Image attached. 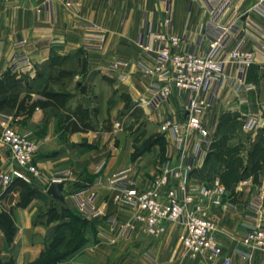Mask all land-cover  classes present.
Instances as JSON below:
<instances>
[{
  "label": "crops",
  "instance_id": "obj_1",
  "mask_svg": "<svg viewBox=\"0 0 264 264\" xmlns=\"http://www.w3.org/2000/svg\"><path fill=\"white\" fill-rule=\"evenodd\" d=\"M167 2L169 26L163 25ZM249 18L262 24L255 11ZM206 22V9L199 0H0V78L15 54L26 53L32 64L30 72L9 71L20 81L18 98L5 104L0 113L10 114L12 126L37 142L33 162L39 176L31 187L43 193L24 205L19 203L21 189L17 185L0 194V211L7 213L16 227L10 241L0 231L3 262L37 261L56 229L69 222L67 217L51 218L49 206H66L75 213V190L91 186L105 214L125 222L132 211L116 201L115 190L107 184L111 174L129 167L137 188L144 189L166 163H177V152L162 121L170 116L182 120L184 115L176 102V108L162 105L152 109L145 104L154 77L141 67L152 63L153 52L144 51L139 38L150 25L152 30L185 35L192 48ZM99 34H104V40L97 48ZM249 34L248 46L263 40L253 28ZM115 60L131 64L115 72L110 69ZM246 81L253 85L252 90L221 89L204 119L210 139L205 158L215 151L213 144L221 143L222 152L234 149L237 161L229 163L228 155H222L225 160L215 164L208 177L204 158L203 165L190 172L188 181L198 184L219 179L225 188L222 201L228 207L211 204L209 214L224 252L232 264H264V254L247 248L239 235L248 215V201L264 194V160L259 157L257 166L250 161L252 155L264 156V67L251 65ZM43 88L69 96L49 99L39 93ZM248 117L261 120L256 133L243 129ZM192 144L191 137L187 148ZM9 154L0 140V170L10 167ZM58 169L70 171L62 189L65 204L46 193ZM229 172L237 173V178L228 179ZM182 229L180 223L171 224L158 238L134 231L111 243L106 216L85 220L83 243L54 264H220V258L205 254L189 257L178 240Z\"/></svg>",
  "mask_w": 264,
  "mask_h": 264
},
{
  "label": "built area",
  "instance_id": "obj_2",
  "mask_svg": "<svg viewBox=\"0 0 264 264\" xmlns=\"http://www.w3.org/2000/svg\"><path fill=\"white\" fill-rule=\"evenodd\" d=\"M199 1L206 9L207 22L192 48L185 35L152 30L150 25L139 38L141 48L153 52L152 63L141 67L154 77L147 88L149 97L145 104L152 109L162 105L176 108V102L179 112L184 115L182 120L170 116L162 121V128L177 152V163H166L160 174L144 189L137 188L136 181L129 176V167L111 174L107 184L115 190L116 201L132 211L125 222L105 214L104 206L97 201V192L91 186L75 190L72 199L81 218L95 220L106 216L112 232L108 237L111 243L119 238H128L134 231L158 238L169 225L180 223L183 229L178 240L189 257L205 254L209 258H220V264H232L216 236L214 218L209 214L211 204L228 207L222 201L225 188L218 178L198 184L188 180L190 172L203 165L210 145L204 119L219 91L225 87L252 90L253 85L246 81L249 67L253 64L264 67V0ZM251 11L260 15L261 25L249 18ZM165 14L163 25L169 26V2ZM91 26L98 28L96 24ZM249 28L255 29L263 40L248 46L251 38ZM96 39L97 48H100L104 34H99ZM130 64L128 60H115L110 69L117 72ZM31 70V60L26 53L12 56L8 71ZM11 121L10 114L0 113V140L7 146L11 160L8 169L0 170V194L14 179L33 184L39 176L38 167L33 162L37 142L17 131ZM260 125L261 120L248 117L242 127L256 133ZM191 137L193 144L187 148ZM102 166L103 163L97 172ZM69 176V170L58 169L53 172L50 182L65 181ZM246 207L248 215L239 231L241 241L247 248L264 254V194L252 197Z\"/></svg>",
  "mask_w": 264,
  "mask_h": 264
},
{
  "label": "trees",
  "instance_id": "obj_3",
  "mask_svg": "<svg viewBox=\"0 0 264 264\" xmlns=\"http://www.w3.org/2000/svg\"><path fill=\"white\" fill-rule=\"evenodd\" d=\"M19 85L20 81L15 79L14 75L11 74L8 70L4 73L3 77L0 78V109L5 108V104L16 101V99L18 98ZM39 93L49 99L62 97L65 100L69 96V94L66 92H54L52 90H47L46 88L41 89ZM214 147H216L215 151H211L207 154L205 158V165L203 167V169L206 171L205 175H207L208 177L210 176V171H212L213 168L217 166H215V164L223 162L225 160L222 155H228L227 158L229 160V163H235L237 161V159L234 158V149H223L222 152L223 146L221 143L215 145L213 144V148ZM258 158L261 159V161L264 160V156L262 155H256L254 157L253 155L251 156L250 161L252 162L253 166L258 165ZM206 168H209V170L207 171ZM227 175V178L231 180H235L237 178V173L234 172H229ZM19 182H21L22 186L26 187V191H23L20 188L21 201L19 203L21 205L27 203L34 196L43 197V193L31 187V184L25 183L20 179H14L9 186L13 184L19 185ZM60 211H62L61 214H59V209L51 206L49 208V212H51L49 216L51 218L55 215L67 217L69 218V222L61 224L56 229L51 238L49 247L33 264H54L59 259L73 252L83 243V236L81 234V231L85 225V219L81 218L76 211L75 213H72L66 206H61ZM0 231L8 241H10L14 237V234L16 232V227L10 216L3 211H0ZM0 264H12V262H3L0 259Z\"/></svg>",
  "mask_w": 264,
  "mask_h": 264
},
{
  "label": "water",
  "instance_id": "obj_4",
  "mask_svg": "<svg viewBox=\"0 0 264 264\" xmlns=\"http://www.w3.org/2000/svg\"><path fill=\"white\" fill-rule=\"evenodd\" d=\"M187 114V112H185ZM64 181H51L46 188V193L51 196L54 200L65 204V198L62 193Z\"/></svg>",
  "mask_w": 264,
  "mask_h": 264
},
{
  "label": "rangeland",
  "instance_id": "obj_5",
  "mask_svg": "<svg viewBox=\"0 0 264 264\" xmlns=\"http://www.w3.org/2000/svg\"><path fill=\"white\" fill-rule=\"evenodd\" d=\"M18 184H19L20 186H19V185H17V186H19L23 191H26V187L22 186V185H21V182H19ZM45 206H46V203H45ZM50 207H51V206H49V208H50ZM61 212H62V211H60V209H59V214H61Z\"/></svg>",
  "mask_w": 264,
  "mask_h": 264
}]
</instances>
